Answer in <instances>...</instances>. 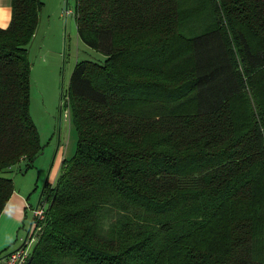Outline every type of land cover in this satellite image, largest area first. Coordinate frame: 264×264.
Segmentation results:
<instances>
[{
  "label": "trees",
  "instance_id": "1",
  "mask_svg": "<svg viewBox=\"0 0 264 264\" xmlns=\"http://www.w3.org/2000/svg\"><path fill=\"white\" fill-rule=\"evenodd\" d=\"M0 27V211L42 150L29 111L41 0ZM104 54L71 70L76 143L25 264H264V0H74Z\"/></svg>",
  "mask_w": 264,
  "mask_h": 264
},
{
  "label": "rangeland",
  "instance_id": "2",
  "mask_svg": "<svg viewBox=\"0 0 264 264\" xmlns=\"http://www.w3.org/2000/svg\"><path fill=\"white\" fill-rule=\"evenodd\" d=\"M73 5L74 0L43 1L37 31L27 47L30 61L29 111L39 132L42 150L33 165L25 167L20 162L10 172V175L17 172L18 177L31 182L25 207L28 212L23 214V225L12 238L11 249L20 245L26 233L41 185L59 153L56 152L58 144L61 145V156L67 158L74 152L75 128L68 109L62 106L73 65L78 59L102 60L104 57L103 53L87 46L77 36Z\"/></svg>",
  "mask_w": 264,
  "mask_h": 264
},
{
  "label": "crops",
  "instance_id": "3",
  "mask_svg": "<svg viewBox=\"0 0 264 264\" xmlns=\"http://www.w3.org/2000/svg\"><path fill=\"white\" fill-rule=\"evenodd\" d=\"M41 1L43 5V1L45 2L46 0H41ZM39 13H40V10L38 12V20L40 19ZM10 16H11L10 0H0V27L7 26ZM37 25H38V22H37ZM37 25H36V28H35V31H34V34L31 40L35 36V32L37 31ZM60 150H61V145L58 144L56 148V152L59 151V153L56 157L55 164L51 168L49 173L47 174V180L51 183H53L55 179V176L58 171V167L63 157L60 155ZM15 166H13L12 170L14 169ZM11 177L13 181V191L10 194L5 205L3 206L2 210L0 211V257L6 255L7 253L15 249V248L11 249L10 247L12 243V238L13 239L15 238L14 236L17 233V229L23 225L22 218H23L24 212H28V210H26L25 207L28 202L27 196L31 188L30 187L31 182L27 183V181L23 177H18L17 172H14L13 174H11ZM35 204L36 202L34 203V205Z\"/></svg>",
  "mask_w": 264,
  "mask_h": 264
},
{
  "label": "built area",
  "instance_id": "4",
  "mask_svg": "<svg viewBox=\"0 0 264 264\" xmlns=\"http://www.w3.org/2000/svg\"><path fill=\"white\" fill-rule=\"evenodd\" d=\"M44 212L43 204L34 205L32 208V222L28 230L27 236L21 246L10 251L6 255L0 257V264H25L30 256L33 242L35 241L34 235V218H41ZM34 217V218H33Z\"/></svg>",
  "mask_w": 264,
  "mask_h": 264
},
{
  "label": "water",
  "instance_id": "5",
  "mask_svg": "<svg viewBox=\"0 0 264 264\" xmlns=\"http://www.w3.org/2000/svg\"><path fill=\"white\" fill-rule=\"evenodd\" d=\"M47 174H48V173H47ZM46 181H47V175H46V177H45V179H44V181H43V183H42V185H41V188H40V191H39V194H38V198H37V201H36V204H35V205L38 204V202H39V200H40V198H41L42 191H43V187H44V184H45ZM31 222H32V217H31V219H30V221H29V224H28V227H27L26 233H25V235H24V238H23V240L21 241V243H20L19 246H21V245L23 244V242H24V240H25V238H26V236H27L28 230H29V228H30V226H31ZM19 246H17L16 248H18ZM16 248H15V249H16ZM13 250H14V249H13Z\"/></svg>",
  "mask_w": 264,
  "mask_h": 264
}]
</instances>
